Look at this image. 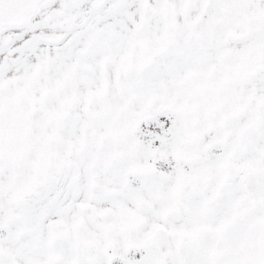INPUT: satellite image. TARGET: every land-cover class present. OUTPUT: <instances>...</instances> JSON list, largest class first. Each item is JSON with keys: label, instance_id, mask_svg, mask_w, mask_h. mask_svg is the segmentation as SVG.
<instances>
[{"label": "snow or ice", "instance_id": "1", "mask_svg": "<svg viewBox=\"0 0 264 264\" xmlns=\"http://www.w3.org/2000/svg\"><path fill=\"white\" fill-rule=\"evenodd\" d=\"M0 264H264V0H0Z\"/></svg>", "mask_w": 264, "mask_h": 264}]
</instances>
